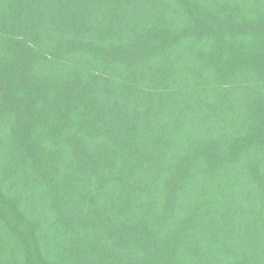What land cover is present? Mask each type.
<instances>
[{"label":"trees","instance_id":"trees-1","mask_svg":"<svg viewBox=\"0 0 264 264\" xmlns=\"http://www.w3.org/2000/svg\"><path fill=\"white\" fill-rule=\"evenodd\" d=\"M0 264H264V0H0Z\"/></svg>","mask_w":264,"mask_h":264}]
</instances>
